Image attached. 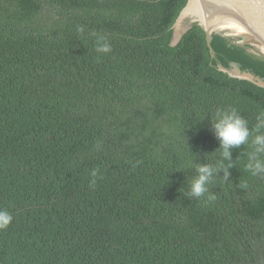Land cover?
<instances>
[{"label":"trees","instance_id":"obj_1","mask_svg":"<svg viewBox=\"0 0 264 264\" xmlns=\"http://www.w3.org/2000/svg\"><path fill=\"white\" fill-rule=\"evenodd\" d=\"M186 1L0 0V264H264V175L246 168L264 88L216 68L264 78V54L212 32L211 58L197 24L171 46ZM231 110L249 142L193 197Z\"/></svg>","mask_w":264,"mask_h":264},{"label":"water","instance_id":"obj_2","mask_svg":"<svg viewBox=\"0 0 264 264\" xmlns=\"http://www.w3.org/2000/svg\"><path fill=\"white\" fill-rule=\"evenodd\" d=\"M193 24L205 32L211 58H214L210 45L212 32L253 39L259 51L254 48L248 50L264 54V0H187L172 24L170 45L175 46ZM216 68L229 77L264 88L263 77L241 70L236 62H231L229 68L217 63Z\"/></svg>","mask_w":264,"mask_h":264},{"label":"clouds","instance_id":"obj_3","mask_svg":"<svg viewBox=\"0 0 264 264\" xmlns=\"http://www.w3.org/2000/svg\"><path fill=\"white\" fill-rule=\"evenodd\" d=\"M97 51L101 54L110 51L108 43L103 38L97 42ZM211 127L218 141V148L221 149V160L216 166L203 163L197 165L196 176L190 184V195L193 197H201L208 191V182L221 168H223L224 179L227 180L230 175L227 169L233 167L231 150L249 142L250 130L247 121L235 110L219 112L217 118L211 123ZM261 129H264V112L257 117L255 130L258 134L251 140L253 150L249 154V163L246 165L253 176L264 175V159L260 158L264 156V132H261ZM223 161H229V163L225 165ZM209 199H214V196L210 195ZM11 219V215L6 210L0 209V229L6 228Z\"/></svg>","mask_w":264,"mask_h":264}]
</instances>
